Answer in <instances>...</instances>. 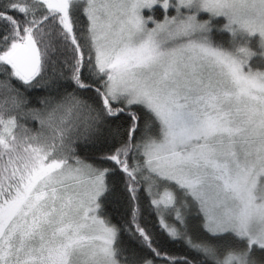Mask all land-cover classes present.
Returning a JSON list of instances; mask_svg holds the SVG:
<instances>
[{"label":"snow or ice","instance_id":"6c2138e0","mask_svg":"<svg viewBox=\"0 0 264 264\" xmlns=\"http://www.w3.org/2000/svg\"><path fill=\"white\" fill-rule=\"evenodd\" d=\"M0 264H264V0H0Z\"/></svg>","mask_w":264,"mask_h":264}]
</instances>
